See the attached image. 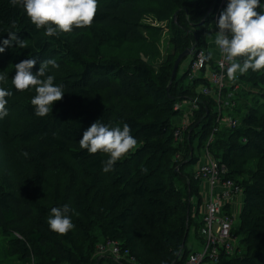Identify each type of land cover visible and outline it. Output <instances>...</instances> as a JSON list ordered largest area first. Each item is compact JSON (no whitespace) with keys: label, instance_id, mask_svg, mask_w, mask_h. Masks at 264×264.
<instances>
[{"label":"trees","instance_id":"1","mask_svg":"<svg viewBox=\"0 0 264 264\" xmlns=\"http://www.w3.org/2000/svg\"><path fill=\"white\" fill-rule=\"evenodd\" d=\"M157 7L163 11L157 14ZM150 12L166 19L169 30L170 53L158 69L149 58L160 56L163 28L145 22ZM215 14L214 0H98L90 25L47 37L20 7L0 0V38L7 37L5 30H18L27 45L5 47L4 52L13 63L35 58L33 72L43 60L55 59L59 67L51 74L65 89L52 110L37 117L30 104L34 90L17 92L4 85L13 90L7 98L9 115L0 121V237L7 258L19 264H186L193 251L188 247L192 227L200 238V212L193 208L202 202L200 181L189 166L197 164V152L206 147L228 167L227 177L244 196L233 230L241 234L240 243L217 264H264V73L249 70L236 79L249 86L251 103L239 104L233 97L228 116L237 124L223 123L222 128L218 107L223 94L235 89L227 80L218 99L207 74L217 69V56L190 78L194 53L208 48V35L216 31ZM127 43L145 46L127 60L111 53ZM192 47L189 67L179 76L185 57L172 79L176 59ZM205 86L210 93L203 92ZM247 92L243 89L239 99H246ZM186 100H196L198 108L180 141L174 135L180 127L176 120L183 119L187 108L175 106ZM98 118L127 123L138 141L107 173L101 170L106 154H87L78 144ZM215 125L218 130L209 142ZM15 160L21 170L26 168L17 179L9 176ZM52 173L69 176L75 189L55 182L47 192ZM64 204L74 227L57 234L48 229L47 217L52 207ZM106 241L117 242L124 257L97 255V246Z\"/></svg>","mask_w":264,"mask_h":264},{"label":"clouds","instance_id":"2","mask_svg":"<svg viewBox=\"0 0 264 264\" xmlns=\"http://www.w3.org/2000/svg\"><path fill=\"white\" fill-rule=\"evenodd\" d=\"M13 6L20 7L23 14L37 30L43 28V35L58 36L61 32H71L73 28H81L92 23L97 12L98 0H9ZM12 29L16 23L12 22ZM213 44L206 54L207 60L215 56L223 57L220 68L226 73L229 82L252 72L264 73V0H226L225 7L216 20ZM6 38H0V53L5 47L24 48L26 43L19 38L17 31L5 30ZM36 59L29 57L14 64L15 73L11 76V85L17 92L33 91L30 104L37 117L46 116L59 101L64 92V85L55 82L52 69L59 64L53 58L39 63L32 71ZM7 83V77L0 73V85ZM13 90L0 86V121L9 115L8 99ZM137 138L132 135L127 123H105L96 119L83 132L78 140L80 149L87 154L98 152L106 154L102 161V171L109 172L114 164L127 157L137 146ZM71 209L64 204L52 207L47 217L48 229L57 234H65L73 229Z\"/></svg>","mask_w":264,"mask_h":264},{"label":"built area","instance_id":"3","mask_svg":"<svg viewBox=\"0 0 264 264\" xmlns=\"http://www.w3.org/2000/svg\"><path fill=\"white\" fill-rule=\"evenodd\" d=\"M216 7L215 18L217 19L220 11L225 7L226 0H214ZM217 30V28H216ZM208 48H201L194 54L192 61V75L200 72L205 68L207 59L206 54ZM224 63L223 57L217 55L215 71H208L209 81L213 86L217 88L218 99H220V91L226 84V73L220 68V64ZM209 87H203L205 94L210 93ZM183 120H187L175 130V137L177 140H182L184 137V131L187 126L192 122V113L198 108L196 100H186L181 105L176 104V109L186 108ZM188 116V117H187ZM191 117V118H189ZM221 116H218L217 122H220ZM223 123L228 126H235L237 124L236 119L233 116L228 115L224 118ZM218 130V126L215 125L213 133L209 139V142L213 140V134ZM201 162L195 171V177L199 179L201 184L202 198L204 199V209L201 217V225L199 228V235L203 239L202 249L193 250L186 264H217L221 255L233 254L238 246L239 237L233 234V230L237 225V220L234 217V213L231 211L232 199L242 193L241 186L234 180L227 177L228 167L214 158L207 148L205 156H201ZM97 255H109L115 259H121L124 257L121 247L117 242L106 241L100 243L96 250ZM128 251L124 254L127 255ZM129 261L136 262L134 257H129ZM136 264H140L137 263Z\"/></svg>","mask_w":264,"mask_h":264},{"label":"rangeland","instance_id":"4","mask_svg":"<svg viewBox=\"0 0 264 264\" xmlns=\"http://www.w3.org/2000/svg\"><path fill=\"white\" fill-rule=\"evenodd\" d=\"M163 1H165L167 3V0H163ZM155 10H156L157 14L161 13L163 11V9L161 7H157ZM159 19H160L159 15H156L155 13L150 12V13L145 14V22L146 23L151 24L153 26H159V27L163 28L162 41H160V43H159L160 56L158 58L157 57L156 58H149L150 62L152 63V65L155 69H158L161 66V64L166 61V55L168 53H170V49H171L169 42L167 40V36L169 35V30H168L166 19H163V18H162V20H159ZM87 34H88V32L83 34L82 36H80L79 39L83 40ZM92 34H93V31L90 30L89 35H92ZM159 36H161V35L159 34ZM144 46L145 45L142 43H137V44L127 43L122 49H120V51H111V53L114 55H117L116 57L121 59V60H127V58H128L127 55H129V56L135 55L136 50H141V48ZM190 61H191V56H188L186 59L183 60V62L180 65L179 76H182L184 74L185 70L190 65ZM14 64L15 63H13V61L9 55H7L5 52L0 53V73H3L7 77V83L4 85L11 84V76L14 75V73H15ZM226 81H227V79H226ZM227 84H228V86L233 87L235 90H232L227 95L223 94L222 99L220 98L221 99V106L218 107V116L222 117L221 121L218 122L220 128H222V126L225 124V123L223 124V121H224V118L228 115L229 107H230V104H231L233 97L237 98L236 102L239 104L241 102L243 104L251 103V96L252 95H250L247 92V90L249 89L248 85L241 83L240 81L237 82L236 80L231 81V82L228 81ZM4 85H0V86H4ZM243 89L245 92H247V98L241 100V99H239V97H241L243 95V93H242ZM235 92H238V93L235 94ZM25 98H26V95H25ZM185 107L188 108L187 105H185ZM232 112H233V110H232ZM229 116H231V115H229ZM189 118H191V117H189ZM183 121L186 122L187 120H183V119H181L180 121L176 120L177 124H180V125L183 123ZM189 131H191V130H189ZM183 140H184V137L182 138V141ZM206 152H207L206 147L200 148L199 152H197V153H199V155H198L199 158L197 161L198 164H199V162H201V159H202L201 156H205ZM209 152L215 158V155L211 151H209ZM0 160H2L1 154H0ZM15 164L13 163V166L10 169L9 176H10V178H12L14 176L13 178H15V179L21 178V176L26 171V168H23L21 170V168L18 166L19 163L17 160H15ZM198 164H195L194 166L190 165L189 169L196 171ZM5 170H7V168H5ZM0 171H1L0 174H4V169L0 168ZM80 178H81L80 175L75 173V181L76 182L79 181V183L77 185H80V182H81L79 180ZM55 182H59L60 185L62 186V189L64 188V186H67V185H69L71 187L70 188L71 190L75 189V186L72 184V181L70 180L69 176L63 175V174L58 175V174L52 173L48 177V186H47V188H48L47 192H49L50 194L53 191V186H54ZM64 192H65V190H62L61 194H63ZM202 193H203V191L201 192V184H200V196H202ZM200 198H201L202 202H201L199 209L196 206H195V208H193V209H196V211L198 210L200 212L199 216L197 217L198 219H200L202 217L203 209H204V199L202 197H200ZM198 202H199L198 197L195 196L193 198L192 204L196 205V204H198ZM236 222H239V219ZM193 231L194 230L192 227L191 231H190L188 247L189 248L191 247L192 250L202 249L203 243H204L203 239L201 237L200 238L196 237L194 235ZM238 237H239V240H238V244H239L241 234L238 235ZM5 246L6 245H5L4 241L1 240V237H0V260H1V263L4 262L3 264H9V263L10 264L11 263L19 264L15 259L13 260L12 257H10V256H8V258L6 257V255H5L6 253L3 252V250L5 249Z\"/></svg>","mask_w":264,"mask_h":264},{"label":"crops","instance_id":"5","mask_svg":"<svg viewBox=\"0 0 264 264\" xmlns=\"http://www.w3.org/2000/svg\"><path fill=\"white\" fill-rule=\"evenodd\" d=\"M214 35H215V31H212L211 34L208 35V48L209 49L214 47V44L212 42L214 39ZM243 202H244V196L242 193L232 199L231 211L234 213V217L236 218V220L239 219V215L243 207Z\"/></svg>","mask_w":264,"mask_h":264},{"label":"water","instance_id":"6","mask_svg":"<svg viewBox=\"0 0 264 264\" xmlns=\"http://www.w3.org/2000/svg\"><path fill=\"white\" fill-rule=\"evenodd\" d=\"M193 49H194L193 47H192V48H189V49H186L184 52H182V53L178 56V58L176 59L175 64H174V68H173V72H172V79L175 77V74H176V72H177V69H178V67H179V65H180V63H181V61H182L185 57H188V56L192 55V50H193Z\"/></svg>","mask_w":264,"mask_h":264}]
</instances>
